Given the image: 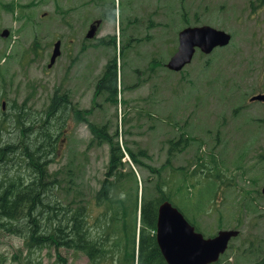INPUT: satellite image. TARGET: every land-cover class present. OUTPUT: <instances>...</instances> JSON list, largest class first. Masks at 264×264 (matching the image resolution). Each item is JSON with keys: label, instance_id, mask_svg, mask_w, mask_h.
Returning a JSON list of instances; mask_svg holds the SVG:
<instances>
[{"label": "rangeland", "instance_id": "rangeland-1", "mask_svg": "<svg viewBox=\"0 0 264 264\" xmlns=\"http://www.w3.org/2000/svg\"><path fill=\"white\" fill-rule=\"evenodd\" d=\"M12 1L18 5L14 12L4 7ZM59 1L63 8L54 0H0V35L5 29L10 31L7 38L0 36L4 110L13 113V104L26 103L32 117L40 118L56 93L69 99L64 120H56L62 132L52 149L50 171L69 177L71 165V176L78 175L86 198L100 187L109 144L88 150L92 133L85 122L78 124L73 110L74 104L82 109L94 106L90 119L107 123L113 134L118 131L125 147L145 148L150 157L143 160L154 168L170 163L161 179L167 183L166 191H172L173 203L190 221L194 220L190 202L212 196L207 205L211 211L199 215L197 221L206 234L235 226L241 230L228 250L230 262L252 264L264 256V101H249L264 93V0H132L127 15L137 17L142 25L137 30L127 27L125 38L134 33L137 41L125 59L119 54L117 103L107 100L108 93L95 96L105 64L117 51L89 44L98 43L97 39L84 44L91 18L98 11L92 5H80V0ZM149 20L153 26L148 27ZM117 23H104L98 37L122 34L123 25ZM203 24L231 33L230 45L209 56L198 51L181 72L162 68L161 62L166 64L177 50L179 31ZM58 40L63 54L57 66L48 69V54ZM11 49L14 52L7 62L4 55ZM183 133L196 140L186 145L183 137L180 142ZM172 139L176 150L169 143ZM126 158L125 171H130ZM133 168L143 190L152 192L158 174L145 166ZM185 171H189L188 181L178 193ZM58 186L73 197L74 182ZM250 242L262 247L245 252ZM57 253L66 256L68 264L88 263L85 255L76 256L63 247L29 254L22 238L0 232V264L30 259L33 264H60Z\"/></svg>", "mask_w": 264, "mask_h": 264}, {"label": "trees", "instance_id": "trees-1", "mask_svg": "<svg viewBox=\"0 0 264 264\" xmlns=\"http://www.w3.org/2000/svg\"><path fill=\"white\" fill-rule=\"evenodd\" d=\"M90 2L109 5L112 17H115V0H88L82 4ZM59 4L62 3L59 1ZM17 6L15 1L4 5L10 12H14ZM98 41L100 46H117L115 36L110 40L98 38ZM122 44L120 58L125 59L126 49L133 44H125V41ZM118 60L115 55L106 63L95 91V96L108 93L107 100L115 103L119 93ZM2 91L0 88V100ZM67 98L56 93L40 118L32 117L26 103L13 104V113L4 110L0 103V232L22 238L29 254L34 250L63 247L74 251L76 256L85 255L87 264H168L155 230L161 202L172 201V192L165 190L167 183L161 179L170 163L154 168L143 160L150 157L145 148L136 151L125 147L135 166H145L159 176L154 190H144L145 194L140 196L139 180L132 165L130 171H125L126 154L118 131L113 134L107 123H96L90 119L94 106L82 109L74 104V119L78 124L87 123L92 133L87 149L109 144L105 177L99 189L86 198L87 192L78 175L74 172V177L71 176V165L69 177L49 169L53 162L52 149L62 132L57 121L64 120L69 106ZM12 125L13 131L10 130ZM172 150L170 156L174 155ZM64 182H74L73 197L68 196L71 192L64 193L59 189L58 185ZM183 184L184 181L177 192ZM56 190L59 193H55ZM192 212L193 222L200 227L198 206L192 205ZM261 247V244L256 246L250 242L245 246V252L253 253ZM57 258L60 264H68L66 256L57 253ZM20 264L33 262L30 259ZM213 264L234 263L229 261L227 253ZM252 264H264V256Z\"/></svg>", "mask_w": 264, "mask_h": 264}, {"label": "water", "instance_id": "water-1", "mask_svg": "<svg viewBox=\"0 0 264 264\" xmlns=\"http://www.w3.org/2000/svg\"><path fill=\"white\" fill-rule=\"evenodd\" d=\"M96 25L88 32V37H94ZM8 36L9 31L2 34ZM180 44L172 56L169 68L181 70L192 61L199 47L205 53H211L217 46L228 45L232 35L212 26H189L180 34ZM61 41H57L50 66L61 54ZM251 100H264V94L251 97ZM264 193V187H263ZM240 233L236 229L220 230L216 235L206 238L203 233L196 231L184 214L169 200L164 201L159 209L157 239L162 252L169 264H211L219 260L233 237Z\"/></svg>", "mask_w": 264, "mask_h": 264}, {"label": "flooded vegetation", "instance_id": "flooded-vegetation-1", "mask_svg": "<svg viewBox=\"0 0 264 264\" xmlns=\"http://www.w3.org/2000/svg\"><path fill=\"white\" fill-rule=\"evenodd\" d=\"M132 5H133V2H132V0H126V4H125V16H126V18H127V20L129 19L130 21L132 20V19H130L131 18V15H127V8L129 9V10H131V7H132ZM92 6L95 8V9H99V10H101L102 11V15H103V17L101 18V19H105L106 21H110L111 20V18H112V15H113V12H112V9H111V7L109 6V5H107V4H97V3H95V2H93L92 3ZM134 28L136 29L137 27H138V25H139V20H138V18L137 17H135L134 19ZM94 21V20H93ZM93 21L91 22V25H92V23H93ZM134 39H136V36L134 35V36H132ZM67 101H69V99L67 98ZM4 106V105H3ZM5 107V106H4Z\"/></svg>", "mask_w": 264, "mask_h": 264}]
</instances>
